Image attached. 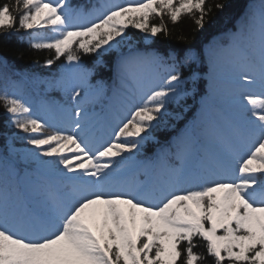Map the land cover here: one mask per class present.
<instances>
[{
  "label": "snow or ice",
  "instance_id": "obj_1",
  "mask_svg": "<svg viewBox=\"0 0 264 264\" xmlns=\"http://www.w3.org/2000/svg\"><path fill=\"white\" fill-rule=\"evenodd\" d=\"M215 7L223 10L225 4ZM212 11L206 0H123L92 13L69 0L0 5V35L32 30L31 47L55 53L47 65L66 57L73 75L57 83L75 102L67 110L71 122L65 128L38 115L22 97L0 95L10 122L32 146L21 163L63 178L59 187L44 180L28 196L18 192L15 202L0 190V264H202L204 256L194 251L197 236L215 264H264V0L258 47L241 50L230 61L238 122L227 134H217L220 154L202 157L209 164L186 170L187 162L199 156L195 130L188 128L177 141L180 166L169 169L162 185L126 176L153 133L170 118L181 119L183 102L195 95L198 77L182 71L193 61L191 55L121 54L116 64L121 84L136 64H148L153 77L138 83L139 100L128 99L106 140L95 138L85 107L103 98L106 89L102 80L89 83L93 70L83 66L81 54L99 57L119 49L129 39V26L153 37L166 32L165 14L173 23L182 14L196 16L202 29ZM153 16L161 23L150 24ZM45 28L54 35H39ZM243 33L241 27L235 39ZM96 63L103 66V61ZM172 105L177 107L170 111ZM151 166H145L146 174Z\"/></svg>",
  "mask_w": 264,
  "mask_h": 264
},
{
  "label": "trees",
  "instance_id": "obj_2",
  "mask_svg": "<svg viewBox=\"0 0 264 264\" xmlns=\"http://www.w3.org/2000/svg\"><path fill=\"white\" fill-rule=\"evenodd\" d=\"M104 1L69 0V3L74 8L92 13L103 5ZM7 2L10 0H0V5ZM218 3L225 4L223 10L215 7ZM206 8H212L213 11L206 16L202 29L195 23L196 16L182 14L180 19L173 23L165 14L163 23L166 32L153 37L129 26L126 30L129 39L120 51H109L99 57L95 53L81 54L83 66L93 70L91 79L94 83L102 80L107 87L109 100L99 106L104 126L111 124L116 107L113 101L122 95L125 88L116 73L117 60L121 54L143 56L157 53L166 58L171 55L180 57L191 55L194 58L182 71L186 76L194 72L198 77L195 95L187 97L183 102L185 110L181 119L170 118L165 127L153 133L154 139L145 143L141 153L137 154L128 169L132 177L148 180L154 185H162L168 177L169 169L180 166L176 156L177 141L188 128L195 130L199 156L187 162L186 170L202 168L211 162L202 159L205 153L212 158L220 154L221 146L217 134H227L231 126L238 122L240 106L235 103L236 93L233 91L230 64L237 55L222 57V53L235 40H238L244 51H250L255 46L254 41L259 38L257 30L260 23L257 20L260 18L261 0H206ZM90 18L91 16H88L79 22H87ZM149 22L160 24L161 19L153 16ZM16 26L18 27V23ZM241 27H244L243 38L235 39L234 34ZM33 35H36V32L23 29L19 32L8 30L0 35V95L7 92L9 96L22 97L41 116L37 105L39 101L68 105L74 109L75 102L70 99L69 90L57 83L62 77H72V65L67 62L66 57H61L51 66L47 65L45 61L52 58L55 53L46 49H33L31 47ZM39 35L51 37L54 33L45 28L39 30ZM98 60L103 61V66L97 65ZM139 65H133L129 71L137 69ZM127 78L125 80H128ZM186 87L191 90V82ZM93 104H86L85 107L89 109ZM176 107L172 105L170 111ZM44 131L51 132L52 129L47 128ZM25 137L26 134L10 122L4 102L0 100V190L10 202L16 201L18 176L26 165L19 162L16 154L10 151L9 141L15 146L29 145ZM165 150H168L167 155H162ZM148 164L152 166L146 174L145 166ZM193 240L197 244L194 251L204 256L202 264H215L214 259L206 251L205 242L198 236ZM183 247L184 242L181 244V248ZM177 264H180V261H177Z\"/></svg>",
  "mask_w": 264,
  "mask_h": 264
},
{
  "label": "rangeland",
  "instance_id": "obj_3",
  "mask_svg": "<svg viewBox=\"0 0 264 264\" xmlns=\"http://www.w3.org/2000/svg\"><path fill=\"white\" fill-rule=\"evenodd\" d=\"M117 2V0H109L107 3H113ZM118 3V2H117ZM258 23H260V18L257 20ZM127 32V31H126ZM260 36V29L258 31V37ZM127 41V40H126ZM126 41L120 46L119 49H113L120 51L122 47L126 45ZM259 40H255V43H258ZM232 48L229 49L228 51H224L223 56H226L228 53H232L236 51L239 55L241 48L238 43L235 41L232 44ZM244 51V50H243ZM132 78L130 79L131 81L126 83V87L129 90V92H126L123 99L120 98L118 108L114 113V123H116V118L117 117H122L125 113L126 110V104L128 99L131 97L132 99L139 100V95H140V89L138 87V83H145L149 79L153 77V69L148 65V64H143L140 65L137 70H132L131 72ZM90 84H94L89 80ZM106 93V91H105ZM106 97V94L104 95V99ZM99 104H102L103 101L100 99L98 100ZM98 104V103H96ZM40 107L43 109V114L46 116H50L53 120V123L57 125H61V127H64L65 124L69 125L71 122V116L70 113L67 111L70 109L69 107L63 106H51V105H43L41 104ZM89 111V124L90 127L92 128L95 138L97 140H106L110 137L111 135V130L114 127L110 126L107 128H104L100 122V118L98 117L99 113V108H96L93 106L91 109H88ZM10 151L16 154L18 157V161L21 162L20 158L28 151L32 150L31 145H19V146H14L10 144ZM23 164V163H22ZM25 165V164H24ZM127 176V175H126ZM128 177V176H127ZM129 178V177H128ZM44 180H50L53 182V184L56 187H59V182L63 180L62 177H58L57 175L48 172L41 166L37 164H29L26 165L25 171L20 175L19 177V182H20V192L24 196H28L31 194L33 191L35 185L37 183H41Z\"/></svg>",
  "mask_w": 264,
  "mask_h": 264
}]
</instances>
